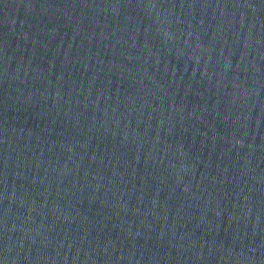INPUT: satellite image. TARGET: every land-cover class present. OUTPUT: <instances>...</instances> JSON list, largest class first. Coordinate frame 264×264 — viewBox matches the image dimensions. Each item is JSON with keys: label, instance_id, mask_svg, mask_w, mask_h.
<instances>
[{"label": "water", "instance_id": "1", "mask_svg": "<svg viewBox=\"0 0 264 264\" xmlns=\"http://www.w3.org/2000/svg\"><path fill=\"white\" fill-rule=\"evenodd\" d=\"M0 264H264V0H0Z\"/></svg>", "mask_w": 264, "mask_h": 264}]
</instances>
